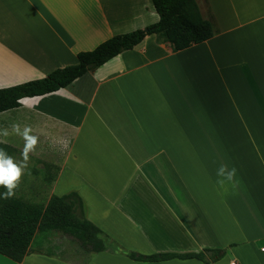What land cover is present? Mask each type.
Instances as JSON below:
<instances>
[{
	"label": "crops",
	"instance_id": "crops-1",
	"mask_svg": "<svg viewBox=\"0 0 264 264\" xmlns=\"http://www.w3.org/2000/svg\"><path fill=\"white\" fill-rule=\"evenodd\" d=\"M195 1L216 21L211 38L173 51L146 35L15 110L59 152L46 161L59 167L50 195L75 190L124 248L227 255L137 261L57 227L36 232L22 261L0 253V264H264V0ZM157 20L151 0H0V87ZM222 164L236 169L234 184L217 176Z\"/></svg>",
	"mask_w": 264,
	"mask_h": 264
},
{
	"label": "trees",
	"instance_id": "trees-1",
	"mask_svg": "<svg viewBox=\"0 0 264 264\" xmlns=\"http://www.w3.org/2000/svg\"><path fill=\"white\" fill-rule=\"evenodd\" d=\"M158 20L135 30L115 34L97 44L93 49L77 52V63L56 68L41 78L0 87V112L21 105V99L43 95L69 85L88 70L95 69L123 50L137 46L146 35L155 34L160 42H168L173 51L200 43L219 32L213 15L203 17L195 0H151ZM8 155L15 148L0 143ZM43 178L56 179L59 167L43 162ZM6 189L0 187V193ZM75 232L85 244L98 249L127 255L137 261H159L170 258H197L205 263L219 260L225 249L203 248L199 252L141 254L122 248L101 228L89 220L83 209L82 198L72 190L63 195L51 194L46 203L28 202L13 196L0 199V253L16 262L22 261L36 232L52 228Z\"/></svg>",
	"mask_w": 264,
	"mask_h": 264
},
{
	"label": "rangeland",
	"instance_id": "rangeland-1",
	"mask_svg": "<svg viewBox=\"0 0 264 264\" xmlns=\"http://www.w3.org/2000/svg\"><path fill=\"white\" fill-rule=\"evenodd\" d=\"M20 111L23 112L22 115L18 114V112ZM25 111L27 112V109L25 108L18 109V111H16L15 108H13V109H9V110L2 112L3 114H0V141H6L7 144H10L11 146L15 148V151L11 156L16 161H19L21 159V149L23 146V140L19 135H17L13 131V125H16L17 123H19L20 126H22L24 124L22 121H26L28 117ZM25 126H28V124L26 125L24 124V127ZM3 130L8 131L9 135L7 137L3 136V133H2ZM20 131L22 132L23 129L20 128ZM58 153H57V148H53L52 146H50V144L43 142V140L38 141L35 151L33 153H30L29 155L27 168L24 170V174L21 178L19 187L15 190V196L20 197L28 202L46 203V201L48 200L50 196V191L52 188V181L47 182L43 178V170H42L43 162H46L47 158L52 159V154L59 156ZM37 245L40 246L42 245V243L37 241ZM75 246L76 245L72 247H75ZM120 246L124 248L122 245ZM124 249L129 250L126 248ZM129 251H132V250H129ZM116 254H121V253H116ZM121 255H125V254H121ZM224 255L221 258H223Z\"/></svg>",
	"mask_w": 264,
	"mask_h": 264
},
{
	"label": "clouds",
	"instance_id": "clouds-1",
	"mask_svg": "<svg viewBox=\"0 0 264 264\" xmlns=\"http://www.w3.org/2000/svg\"><path fill=\"white\" fill-rule=\"evenodd\" d=\"M13 131L19 135L23 140L21 149V159L16 161L12 156L0 148V187L6 189L5 192L0 193V199L9 200L15 195V190L19 187L24 170L27 168L29 155L36 149L38 137L31 135V128L25 126L23 131H20L19 125H13ZM3 136L9 135L7 130L2 131ZM6 143V141H0ZM236 169H229L227 165H221L217 170V176H223L227 181L234 184ZM218 184L223 185L224 180H218Z\"/></svg>",
	"mask_w": 264,
	"mask_h": 264
},
{
	"label": "built area",
	"instance_id": "built-area-1",
	"mask_svg": "<svg viewBox=\"0 0 264 264\" xmlns=\"http://www.w3.org/2000/svg\"><path fill=\"white\" fill-rule=\"evenodd\" d=\"M261 249L264 250V244L262 245ZM228 264H236V263H235L233 260H230V261L228 262Z\"/></svg>",
	"mask_w": 264,
	"mask_h": 264
}]
</instances>
